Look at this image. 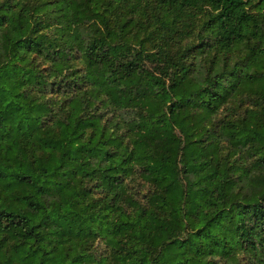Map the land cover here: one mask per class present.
<instances>
[{
	"label": "trees",
	"instance_id": "16d2710c",
	"mask_svg": "<svg viewBox=\"0 0 264 264\" xmlns=\"http://www.w3.org/2000/svg\"><path fill=\"white\" fill-rule=\"evenodd\" d=\"M0 264H264V0H0Z\"/></svg>",
	"mask_w": 264,
	"mask_h": 264
}]
</instances>
